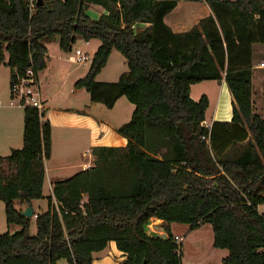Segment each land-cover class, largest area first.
<instances>
[{
    "label": "trees",
    "instance_id": "1",
    "mask_svg": "<svg viewBox=\"0 0 264 264\" xmlns=\"http://www.w3.org/2000/svg\"><path fill=\"white\" fill-rule=\"evenodd\" d=\"M106 13L98 19L90 6ZM177 0H44L31 13L24 0H0V67L37 79L46 70L45 42L63 52L78 39L98 40L87 75L74 87L112 110L125 97L135 107L118 133L125 147H96L94 167L55 183L44 200L52 127L45 113L24 108L23 148L0 157V201L13 234H0V264H93L114 242L123 264H183L171 224L191 231L209 224L222 264H264V119L254 113V46L264 45V0H209L212 16L185 33L165 18ZM143 25H149L142 28ZM116 50L128 72L116 83L97 77ZM8 55V59L6 58ZM225 81L233 98L230 123L204 125L207 96L192 87ZM161 220L166 237L150 233ZM35 223L36 233L32 234ZM168 225V226H167Z\"/></svg>",
    "mask_w": 264,
    "mask_h": 264
},
{
    "label": "crops",
    "instance_id": "2",
    "mask_svg": "<svg viewBox=\"0 0 264 264\" xmlns=\"http://www.w3.org/2000/svg\"><path fill=\"white\" fill-rule=\"evenodd\" d=\"M178 5L175 10L165 18V23L172 29L174 33H185L193 29L199 24L200 21L212 16V11L208 5L209 0H177ZM236 1V0H235ZM106 11L100 6H90L89 14L92 18L98 19ZM149 25H143L142 28H147ZM95 40L85 42L86 46H91ZM49 42V41H48ZM100 42V41H99ZM46 47L47 42H45ZM100 45L96 46V51ZM49 51V48H48ZM116 50L112 52V55L107 63V66L102 70L97 79L101 74L107 70L113 63L112 58H118L120 60L121 69L115 65L112 67V76L114 79L107 80L115 83L118 82L122 75H124L128 65L124 63L123 59L116 55ZM120 54V53H119ZM122 56V55H121ZM8 59V55H6ZM50 52L48 53L47 68L49 69L50 63ZM126 61V59H125ZM123 62V63H121ZM264 63V45L254 46V57H253V107L254 113L264 119V67L261 64ZM126 64V65H125ZM2 67V66H1ZM10 70V69H9ZM44 70V71H46ZM89 69H87L88 73ZM87 75V74H86ZM11 77V71H10ZM40 83V74H39ZM76 83V82H75ZM74 83V85H75ZM109 83V82H106ZM222 87V92L228 100L226 106L222 105V98L216 100L213 114L209 121H205L206 127H212L215 122L230 123L233 118L232 95L225 83V81L218 82ZM196 86V85H195ZM225 89H224V88ZM75 88V87H74ZM41 90V85H40ZM84 90H78L75 88L74 95L80 94ZM192 95V94H191ZM42 97V95H41ZM58 96L54 93L52 97L42 99L45 104V120L49 121L52 127V154L48 161H46V177L44 183V200L36 201L32 207L34 214L44 213L48 209L47 198L53 195V187L55 183L62 182L72 178L74 175L89 170L94 167V158L92 151L96 147H125L128 144L127 139L119 135V129L125 124L129 123L132 119V115L135 111L134 105H132L125 97L118 100L115 107L112 110H108L101 104H94L89 102L83 109L74 107H67L57 102ZM193 99V98H192ZM257 99V101H255ZM194 101H197L193 99ZM91 101V100H90ZM51 102V104H50ZM72 101L70 100L69 103ZM68 103V104H69ZM228 103V104H227ZM228 105V106H227ZM211 106V104H210ZM3 108V109H2ZM0 107V157H8L11 155L13 150H20L23 148V135H24V108L15 109L12 105ZM210 108V107H209ZM208 111V110H207ZM207 114V113H206ZM68 136L69 140L65 142V137ZM82 136L84 139L77 140ZM63 143L82 145L83 148L80 150L79 158L75 162H68L65 157L57 159L55 156V150L57 143ZM64 144V145H65ZM70 176H65L67 174ZM264 205L259 207V211ZM264 214V213H262ZM5 207L0 201V229L5 226ZM36 217L34 216L33 219ZM7 224V223H6ZM8 226V225H7ZM155 226L166 227V224L161 220L153 219L149 230L153 234L160 235L163 237L167 236L165 231L156 230ZM168 226V225H167ZM174 226L180 228H186L191 233L199 231L201 229L191 231L187 225L171 224L169 228L173 232ZM162 227V228H163ZM15 231L18 232L20 228L13 226ZM163 228V230H164ZM213 230V229H212ZM14 231V232H15ZM12 234V233H11ZM175 236H179L173 232ZM214 236V234H213ZM181 237V236H179ZM185 239V238H184ZM214 242V240H213ZM218 250V249H217ZM221 263L229 256L227 250H220ZM183 253V252H182ZM93 264H123L126 260V254L119 251L116 244L111 242L108 247L99 253L93 254ZM183 261V254H182ZM62 262V261H61ZM61 262L59 264H61ZM68 264V263H67Z\"/></svg>",
    "mask_w": 264,
    "mask_h": 264
},
{
    "label": "rangeland",
    "instance_id": "3",
    "mask_svg": "<svg viewBox=\"0 0 264 264\" xmlns=\"http://www.w3.org/2000/svg\"><path fill=\"white\" fill-rule=\"evenodd\" d=\"M97 45H100V42L98 40H95L91 46H86L84 40L78 39L76 44L73 45L71 52L66 53L60 49L58 37L53 41L47 42V46L50 52V63L49 69L40 73L42 99H50L52 97V94L55 93L58 96L57 102H59V104L78 109H83L89 102H91L89 94L85 91L80 92V94L78 95L73 94L75 91L74 83L86 76V72L87 69L90 68L91 61L85 64H73L69 61V57L74 54L76 50H81L82 52L89 54L93 59V56L96 53ZM116 55H119L123 59L124 63L127 64L125 58L121 56L119 52H116ZM112 61L114 64H112L107 70H105L101 74V76L96 79V82L113 83L112 81H107L114 79L111 71L112 67H115V65L120 69L122 67L118 58H112ZM127 71L128 68L125 72ZM222 90L223 89L220 84L215 81L204 82L192 87L191 97L197 100L195 102L200 101L203 96H207L209 99L211 106L206 114L207 121L210 120L213 114L214 106L216 105V100L218 98H222V105L223 107L226 106V102L228 99L223 96L224 93L222 92ZM70 100L72 101L71 103H69ZM255 101H257V99ZM11 102L12 98L10 89V70L7 66L3 65L2 67H0V107H5L4 109H6L7 106H11ZM13 107L15 109H22L19 106ZM45 112L46 111H44V113ZM83 139L84 138L82 136L77 138V140L82 141ZM64 140H66L65 142H67V140H69V137L66 136ZM60 142L63 143V139H61ZM64 144L65 143H57L55 150L56 158L60 159L62 157H65L68 162H75L77 160V157L79 158V153L83 148V144H80V147L78 143L77 145H73L71 143L67 145ZM70 174L71 173L65 176H70ZM261 212L264 213V207L261 209ZM6 223L7 221L5 218V226L3 227V229H0V234H5L8 232L12 234L15 233V228H13V226H7L8 224ZM162 227L163 226H155V229L164 232V227ZM18 229L20 228H17V231ZM173 232L181 236L183 239L185 238L181 249L183 252V264H222L221 259L219 258L221 255V252H219L220 250H217L213 247V230L209 224L202 225L199 231L191 234L188 230H186V228H180L179 226H174ZM35 233L36 226L35 223H33L32 234L34 235ZM163 235V237H165V234ZM61 264H67V262L62 261Z\"/></svg>",
    "mask_w": 264,
    "mask_h": 264
},
{
    "label": "built area",
    "instance_id": "4",
    "mask_svg": "<svg viewBox=\"0 0 264 264\" xmlns=\"http://www.w3.org/2000/svg\"><path fill=\"white\" fill-rule=\"evenodd\" d=\"M27 3L28 9L31 13L35 12L38 8V0H24ZM69 61L73 64H85L92 61L89 54L76 50L74 54L69 57ZM264 67V63L261 64ZM16 80L11 86V98L12 106H19L21 108L32 107L39 110L42 113L45 109L44 103L41 97L40 83L32 69L28 70L25 76L19 75L18 71H15ZM175 241L180 246L184 242V239L179 236H175Z\"/></svg>",
    "mask_w": 264,
    "mask_h": 264
},
{
    "label": "water",
    "instance_id": "5",
    "mask_svg": "<svg viewBox=\"0 0 264 264\" xmlns=\"http://www.w3.org/2000/svg\"><path fill=\"white\" fill-rule=\"evenodd\" d=\"M38 7L44 6V0H38L37 3ZM22 215L26 218H33L35 216L34 209L32 206L27 207L23 212Z\"/></svg>",
    "mask_w": 264,
    "mask_h": 264
}]
</instances>
